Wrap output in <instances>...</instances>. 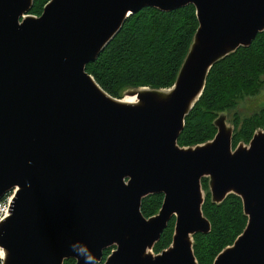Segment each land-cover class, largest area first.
I'll return each instance as SVG.
<instances>
[{
	"label": "water",
	"instance_id": "1",
	"mask_svg": "<svg viewBox=\"0 0 264 264\" xmlns=\"http://www.w3.org/2000/svg\"><path fill=\"white\" fill-rule=\"evenodd\" d=\"M0 0V199L18 188L0 223L4 264H64L71 245L104 264H198L204 215L202 179L212 202L239 196L247 226L214 264H264V129L233 149L226 116L213 140L181 147L186 117L215 63L264 32V0ZM193 5L199 27L170 88L127 90L123 104L86 67L128 18L146 7ZM164 194L145 217L142 200ZM175 218L169 248L153 255Z\"/></svg>",
	"mask_w": 264,
	"mask_h": 264
},
{
	"label": "trees",
	"instance_id": "2",
	"mask_svg": "<svg viewBox=\"0 0 264 264\" xmlns=\"http://www.w3.org/2000/svg\"><path fill=\"white\" fill-rule=\"evenodd\" d=\"M50 0H35L30 11L41 15ZM199 27L193 5L171 12L146 7L130 16L99 58L86 69L109 94L123 98L125 92L139 87L170 88L189 51ZM264 32L259 33L249 47H240L219 60L212 67L206 87L199 101L186 117L185 128L178 143L195 146L212 140L217 127L215 119L220 112L236 109L241 101L255 96L264 88ZM233 147L249 143L254 133L264 129V109L235 121ZM204 189L207 178L202 179ZM164 194L143 198L141 211L147 218L156 215L162 207ZM204 215L211 222V232L194 235V252L199 264H213L218 254L234 244L247 226L239 196L230 194L222 203L212 202L209 194L203 203ZM175 218L164 230L153 250L156 254L169 248L173 241ZM112 248L104 251V264ZM64 264H76L74 258Z\"/></svg>",
	"mask_w": 264,
	"mask_h": 264
},
{
	"label": "rangeland",
	"instance_id": "3",
	"mask_svg": "<svg viewBox=\"0 0 264 264\" xmlns=\"http://www.w3.org/2000/svg\"><path fill=\"white\" fill-rule=\"evenodd\" d=\"M32 10V9H31ZM44 10V9H43ZM43 13V12H42ZM36 16H41V15H36ZM264 79V77H263ZM125 96H128L127 94V91L125 92L123 98ZM262 109H264V88L261 90V92H259L257 95L255 96H251V97H247L245 98L243 101H241V103L239 104V106L234 109V110H231V111H223V112H220L218 114V116L216 117V119L220 116V115H225L226 116V122L228 124V127L233 129V135L235 134V131H236V123L235 121L238 119L239 120V124L241 125L242 121L244 118L248 117V116H252L254 115L255 113H258L260 112ZM215 119V120H216ZM213 140V139H212ZM211 141V140H209ZM208 142V141H207ZM206 143V142H205ZM241 143V142H240ZM242 143H245L242 141ZM179 144V143H178ZM204 144V143H203ZM246 144V143H245ZM239 145V144H238ZM237 145V146H238ZM181 146V145H180ZM236 146V147H237ZM249 146V144H248ZM181 147H187V146H181ZM235 147H233L234 149ZM235 150V149H234ZM204 178H207V177H204ZM207 184H208V188L204 189V186H202V189H203V194H204V201L206 200L207 198V193L209 194V197L211 198L212 200V193H211V189H210V185H209V178H207ZM17 189V188H16ZM12 191V190H11ZM16 194V193H15ZM236 195V194H235ZM229 196V195H228ZM227 196V197H228ZM226 197V198H227ZM194 238V236H193ZM232 246V245H231ZM193 247H194V244H193ZM112 249L115 248L114 247H111ZM194 249V248H193ZM112 251V250H111ZM222 252V251H221ZM220 252V253H221ZM151 253L153 255H157L154 250H151ZM195 253V252H194ZM196 256V255H195ZM197 259V258H196ZM198 261V260H197ZM215 261V260H214ZM199 264V262H198ZM214 264V263H213Z\"/></svg>",
	"mask_w": 264,
	"mask_h": 264
},
{
	"label": "built area",
	"instance_id": "4",
	"mask_svg": "<svg viewBox=\"0 0 264 264\" xmlns=\"http://www.w3.org/2000/svg\"><path fill=\"white\" fill-rule=\"evenodd\" d=\"M15 189L12 191L7 192L1 199H0V220L4 217L6 218L9 216L12 202H13V195H14ZM0 264H2V258L0 257Z\"/></svg>",
	"mask_w": 264,
	"mask_h": 264
},
{
	"label": "bare ground",
	"instance_id": "5",
	"mask_svg": "<svg viewBox=\"0 0 264 264\" xmlns=\"http://www.w3.org/2000/svg\"><path fill=\"white\" fill-rule=\"evenodd\" d=\"M120 102L123 103V104H132V105L139 104V100H138L136 95H128V96H125L124 98H120ZM17 191H18V188L17 189L15 188L14 195L12 197L13 200L15 198V195H16L15 193ZM10 214H11V211H10ZM10 214H9V216H10ZM9 216H7L6 218H8ZM6 218L4 217L3 219H1L0 223L2 221H4ZM0 257L2 258V264H4V261L6 259V251L1 245H0Z\"/></svg>",
	"mask_w": 264,
	"mask_h": 264
},
{
	"label": "clouds",
	"instance_id": "6",
	"mask_svg": "<svg viewBox=\"0 0 264 264\" xmlns=\"http://www.w3.org/2000/svg\"><path fill=\"white\" fill-rule=\"evenodd\" d=\"M71 248L77 252L78 256H83L85 264H97V260L92 252L84 246L77 243L71 245Z\"/></svg>",
	"mask_w": 264,
	"mask_h": 264
},
{
	"label": "flooded vegetation",
	"instance_id": "7",
	"mask_svg": "<svg viewBox=\"0 0 264 264\" xmlns=\"http://www.w3.org/2000/svg\"><path fill=\"white\" fill-rule=\"evenodd\" d=\"M217 131H218V129H217ZM233 137H234V135H233ZM249 143H250V142H249ZM249 143H246V144H249ZM235 148H236V147H235ZM235 148H234V149H235Z\"/></svg>",
	"mask_w": 264,
	"mask_h": 264
}]
</instances>
